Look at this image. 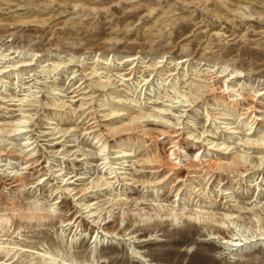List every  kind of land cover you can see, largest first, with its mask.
I'll use <instances>...</instances> for the list:
<instances>
[{
  "label": "rangeland",
  "instance_id": "obj_1",
  "mask_svg": "<svg viewBox=\"0 0 264 264\" xmlns=\"http://www.w3.org/2000/svg\"><path fill=\"white\" fill-rule=\"evenodd\" d=\"M132 68L136 78L125 82ZM0 71V151L16 156L0 159V264H264V151L245 143L264 139V109L252 130L246 115L255 96L264 108V0H0ZM208 76L211 95L185 85ZM233 90L248 101L229 102L224 93ZM111 107L128 113L115 127L142 126L151 137L100 127L108 135L98 143L101 133L87 127L94 116L107 124ZM23 115L30 120L21 124ZM176 124L182 160L160 134ZM18 126L26 133L14 132ZM129 140L123 149L132 157L118 161ZM30 151L34 172L24 160ZM152 155L163 165L158 180L167 166L216 156L248 165L195 179L204 200L192 192L177 198L172 183L144 186ZM110 167L126 183L79 200L110 178ZM63 180L77 197L61 198ZM89 205L109 222L104 229L87 218Z\"/></svg>",
  "mask_w": 264,
  "mask_h": 264
},
{
  "label": "bare ground",
  "instance_id": "obj_2",
  "mask_svg": "<svg viewBox=\"0 0 264 264\" xmlns=\"http://www.w3.org/2000/svg\"><path fill=\"white\" fill-rule=\"evenodd\" d=\"M160 68H158V69H160ZM156 71H158V70H156ZM208 74L210 75L211 73H208ZM91 75L94 78H98L100 76V74H98V72H95V71H92ZM121 76L122 77H127V79L124 80L125 82H127V81H131L130 78H132V77L136 78V73H135V70L132 68V71L130 73L122 74ZM218 78H220V77H218ZM210 79H209V76H208L207 78H205L203 81H201L199 83L195 84L194 82H190V83H186L185 85H188L190 91L191 92H195L197 95H201V96H204L205 94H210L211 95V94L214 93L215 90L212 89V87L209 85ZM165 81H167V79ZM233 91H234V95L233 96H232L231 93H229V94L224 93V96L225 95L226 96L229 95V97H228L229 98V102H234V100H231V98L232 97L234 98V97H237V96L240 97V99H239L240 101H242V100L244 102L248 101L245 98H243L241 94L238 95V91L239 90H233ZM257 98L258 97L255 96V99L252 101L251 104H249V111L250 112H246V115L249 114V117L251 116V118H250L251 119V123H253L252 127L249 130H252L253 126L258 124L257 122L259 120H256V117L260 116V115H258V113H261V112H258V109H264L263 106L258 103V100H256ZM259 98H261V96ZM219 100L220 101H218V102L220 104H225V103L228 102V100L224 99V97H222V99H219ZM237 106H238V104H237ZM83 107H85V104L82 103L81 108H83ZM89 109L90 108H88L87 110L82 112L81 113V117L83 115L87 114V111ZM17 111H19V110H17ZM20 111L25 112L23 110H20ZM106 112L107 113L102 118H103V121L106 122L107 124H104L103 126L101 125V123H99V121H96L97 118L95 116L91 118L90 123L91 122L92 123L87 127V131H88L89 135L94 134L96 136L97 133H101V130L97 131V129L101 127L106 132H108V134H112L115 137L130 136V135H133L136 131H140V130H141L140 132L143 135L142 137H144V136H149V138L151 137L150 134H147V132L144 131V128L142 126H140L139 128L138 127L137 128H133V127L132 128H125L123 126L115 127L116 123H113L112 121H116L115 119H119V118H122L124 116H128V113H125L124 109L121 110V109H117L115 107H111L110 109H107ZM159 112H158L159 114H163L164 115L165 113H167V116L171 115L170 111H168V110L159 109ZM250 114H253V115H250ZM91 116H93V115L89 114L87 117H91ZM29 117H30L29 115H23L21 117L22 119L19 121V123H21V124L26 123L25 121L30 120ZM142 117L143 118L146 117V118L149 119L152 116H148V115H145V114L141 113V119H143ZM62 119L66 120V119H68V117L64 116ZM157 119H159V118H157ZM164 121L165 120L160 119V123L165 124V125L168 126L167 122H164ZM177 126H178L177 124L174 125V126H169V127H167L168 128L167 130L162 131L160 134H161V136H164L165 138L169 139V141H170V143L172 145V148H171L172 154L171 155L177 156L178 159L182 160V153H179V151L182 148V142H183L182 136H183V134L180 133L181 129L177 128ZM21 128H25V126L16 127L14 129L15 130L14 132L18 133V135H21L22 133H26V132L22 131ZM58 134H55V135H58ZM108 134H104L103 132L100 135L97 134L96 137L98 139V143H101L103 141V138L105 136H107ZM230 134L232 135V134H234V132H232ZM193 137H194L193 134L189 135V137L187 138V141L188 140L189 141H193ZM194 139H196V137H194ZM28 140H30V139H28ZM57 140H61V137L58 138ZM161 140L162 139H159L158 141H161ZM205 142L208 143L209 141L206 140ZM197 143H199V141ZM245 143L247 145L256 147L257 149L264 151V139H261V140L247 139ZM34 144L35 143H31V144L28 143L29 146H32ZM131 144L132 143L130 142V140H129V142L122 141V143L118 147L121 150L116 152V154H119V156L117 158H115V159H117L118 161H121V160H125L127 158L132 157L131 154H129L126 149H123V147H129ZM146 144H145V146H146ZM209 145L214 146V142L212 144H209ZM221 145H223V144H221ZM221 145L218 144V145L215 146L217 148V151H220V149H223V148H221ZM148 146L149 145L147 144L146 147H148ZM104 148H106V146ZM225 149L226 150H224V151L226 152V151H228L229 147H227V148L225 147ZM34 150H31V151H34ZM31 151L29 152L30 154L25 155L24 160H25V164L28 165L27 170L29 172H34L35 169H37L39 167V166H37L39 164V161H38V158L33 157V153H31ZM4 152H6V151H0V159L3 158V157H7V159H11V158H15L16 157L12 153H9V152L4 153ZM205 157H207V156H205ZM223 160H224V157L216 156L215 159H213V158L205 159L204 162L201 163V164H194V162H191V163L185 165V167L183 169L180 168V166L177 165V164L176 165H171L169 167L167 166L168 171L165 173V175H164V177H162V179L158 180L159 179L158 176L162 175L164 173V170L161 169L163 167V165L161 164V161L159 160V158H157V157L152 155L151 157L146 158L144 160V165H145V167L151 169L149 174L153 175V178L151 179L152 181H148L146 183L144 182V186H146L147 188H153L154 190L157 187L158 188L160 187L158 190H161L162 186L172 183V189H174V188L176 189L175 192H177V195H176L177 198L182 196L184 194V192H187V193L192 192L193 195H196L199 198L202 196L201 197V200H202L204 198V195H202V193H199L200 190L197 187L194 186L196 184L195 179H197L198 177L201 178V179L204 178L202 181H207V182L212 181L213 179L216 180L217 177H219L218 175L221 172L225 171L228 168L229 165L231 166L232 163L236 164V166H238L240 168H246L247 169L248 160L246 158H242V159L238 158V160H239L238 163H236L234 161L235 159L231 158V163L230 164H225L226 161L224 163ZM262 160H264V159H262ZM261 162H263V161H261ZM110 164L111 163L109 161V162L106 163V166H109ZM119 165H123V163L119 164ZM108 170H110L112 172L110 174L111 175L110 178H107L103 183L93 184L91 187L83 189L81 191V195L82 194L83 195L81 196V198L79 200H81L83 196H87L88 194L93 193V192H88L89 190L100 189L101 187H107V186L114 187L117 184H118V186H120L123 181L124 182L127 181L126 178H122L121 177L123 175L122 173L116 172V170H122L121 168H112V167H110V168H108ZM184 172H186V175H185L184 179L180 178L181 175ZM16 179H19V178H16ZM72 179L73 178H70L68 181H70ZM17 181L18 180H16L15 182H12V183H16ZM41 181H42L41 179L38 180V182H41ZM64 181L65 180L62 181V184H64ZM67 183H65L64 186L61 188V192L59 193V195H61V198H62L63 195L73 196V197L76 196L77 197L78 194L72 195L73 192L75 191V189H71V186L74 185V183L73 182H70L69 184H67ZM125 185L128 186V184H125ZM83 206H85V205H83ZM83 206H81V207H83ZM174 208L175 207H173V209ZM92 210L93 209H91V205L86 207V213L85 214H88L87 218L91 221L93 226L99 227L100 229H104V226H106L109 222H107L105 219H102V217H100L99 214L96 215V213L92 212ZM199 214H203L204 215V212L202 210H200ZM170 215H172V214H170ZM197 215H198V213H197ZM173 219H175V220L178 219V215L173 214ZM71 224H67V225L70 226ZM77 227H79V226H77ZM112 234H114V236H116L118 239H121L119 234H117L116 232H114ZM98 239H99V235L96 236V240H95L94 243H96L98 241ZM229 243H231V242H229ZM237 246H240V245L239 244H233V245L231 244L230 247H237Z\"/></svg>",
  "mask_w": 264,
  "mask_h": 264
}]
</instances>
